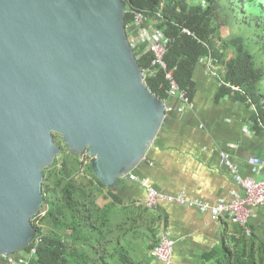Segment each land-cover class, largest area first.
Listing matches in <instances>:
<instances>
[{
	"label": "water",
	"instance_id": "95a60500",
	"mask_svg": "<svg viewBox=\"0 0 264 264\" xmlns=\"http://www.w3.org/2000/svg\"><path fill=\"white\" fill-rule=\"evenodd\" d=\"M123 0H0V258L37 238L62 149L116 189L145 159L166 104L144 81Z\"/></svg>",
	"mask_w": 264,
	"mask_h": 264
},
{
	"label": "trees",
	"instance_id": "16d2710c",
	"mask_svg": "<svg viewBox=\"0 0 264 264\" xmlns=\"http://www.w3.org/2000/svg\"><path fill=\"white\" fill-rule=\"evenodd\" d=\"M123 1L126 30L133 20L129 14L132 6L151 12L158 19V27L172 38L164 59L168 69L176 68L175 78L188 90L189 98L195 66L202 59H212L224 68L223 81L245 94L239 91L236 95L254 103L255 118L264 124V0ZM182 28L190 29L197 39L184 35ZM152 60L150 51L137 59L143 72L151 68ZM145 84L161 100L168 98L163 70L147 76ZM225 92H231L230 87L223 86L220 93ZM54 140L62 142L58 135ZM70 154V176L57 169L59 159L45 171V203L32 219L40 244H32L36 255L29 264H129L126 236L129 230H136L137 218L111 227L112 208L104 200L113 190L98 181L92 163L82 169L81 156ZM65 166L68 163L62 161ZM223 241L222 252L207 254L215 260L212 264H264V228H253L247 236L241 227L230 236L224 234Z\"/></svg>",
	"mask_w": 264,
	"mask_h": 264
},
{
	"label": "crops",
	"instance_id": "0c3cea01",
	"mask_svg": "<svg viewBox=\"0 0 264 264\" xmlns=\"http://www.w3.org/2000/svg\"><path fill=\"white\" fill-rule=\"evenodd\" d=\"M223 70L209 58L195 66L190 105L172 97L164 100L165 121L145 159L131 173L138 181L127 176L104 200L112 208L111 227L137 218L136 230L126 236L129 264H162L150 252L166 233L175 242L173 264H212L215 260L207 254L222 252L224 234L230 236L241 228L194 208L160 202L156 209H148L141 204L146 189L140 180L161 193L211 205L230 200L233 193L243 195L223 163V153L231 154L243 176L264 179V170L258 172L249 163L251 158L264 162V124L255 118L254 103L238 97L239 91L223 81ZM223 86L231 92L221 94ZM249 226L251 232L264 228L263 207L253 209Z\"/></svg>",
	"mask_w": 264,
	"mask_h": 264
},
{
	"label": "built area",
	"instance_id": "2783aa9c",
	"mask_svg": "<svg viewBox=\"0 0 264 264\" xmlns=\"http://www.w3.org/2000/svg\"><path fill=\"white\" fill-rule=\"evenodd\" d=\"M129 14L133 18L128 25V28L132 30L128 32L129 41L136 58L141 57L142 52L150 51L153 54L151 68L143 72L144 81L147 76H152L156 71L163 70L168 84L167 96L178 99L184 105H190L188 90L182 89L175 78L176 68L168 69L164 59L172 38L168 37L164 30L158 27V19L151 12L130 6ZM182 33L197 39L195 33L188 28H182ZM230 87L234 91H240L236 86L231 85ZM222 159L225 167L233 175L236 184L244 191L243 195L233 193L230 200H221L211 205L200 199H190L184 195L173 196L161 193L151 187L147 180H140L141 186L146 189V199L141 204L148 209H156L160 202L194 208L200 213L209 214L214 220L227 219L240 225L246 228V235L250 236L251 229L249 225L253 216V209L255 207L264 208V179L243 176L239 171L238 164L233 160L230 153H223ZM249 163L258 172L264 170V162L259 158H251ZM129 177L132 181H138L132 174ZM34 244H40V240L36 239ZM174 244L173 239L166 233L162 236L160 243L151 250L150 255L158 259L162 264H173ZM24 253L26 255L19 253L6 257L7 264H28L36 255V247H32L28 252Z\"/></svg>",
	"mask_w": 264,
	"mask_h": 264
},
{
	"label": "rangeland",
	"instance_id": "374dc122",
	"mask_svg": "<svg viewBox=\"0 0 264 264\" xmlns=\"http://www.w3.org/2000/svg\"><path fill=\"white\" fill-rule=\"evenodd\" d=\"M128 32L130 31V28L127 30ZM158 71H156L155 73H157ZM231 86V85H230ZM233 86V85H232ZM240 89V88H239ZM263 90H264V88H263ZM240 91H241V89H240ZM241 93H243L242 91H241ZM245 95V94H244ZM62 139V138H61ZM57 145H59L60 147H61V149H62V152L64 151V155L63 156H61L60 155V157H57L56 158V160L57 159H59L58 160V165H57V169H59V170H61V171H63V173L68 177V176H70L71 175V173H72V171H73V169H72V166H71V161H72V155L70 154V151L68 150V148L64 145V143H63V141L61 142V143H56ZM62 161H64V162H66V163H68V166H65V167H62ZM81 161L83 162V165H82V169H84L86 166H88V164H90V163H92V161H93V159L91 158V157H89V156H87V155H83V156H81ZM56 162V161H55ZM128 177H129V175H128ZM37 239V238H36ZM32 248V247H31ZM21 254H24V255H26L25 253H24V251L23 252H21ZM16 255V254H15ZM33 259V258H32ZM31 259V260H32ZM30 263V262H29ZM28 263V264H29ZM0 264H6V262H5V258H0Z\"/></svg>",
	"mask_w": 264,
	"mask_h": 264
},
{
	"label": "bare ground",
	"instance_id": "6f19581e",
	"mask_svg": "<svg viewBox=\"0 0 264 264\" xmlns=\"http://www.w3.org/2000/svg\"><path fill=\"white\" fill-rule=\"evenodd\" d=\"M127 31V30H126ZM132 31V30H131ZM127 37H128V33H127ZM128 41H129V38H128ZM129 43H130V41H129ZM131 45V44H130ZM132 47V46H131ZM133 49V48H132ZM167 107V106H166ZM166 112H167V110H166ZM131 175V173L129 174V176ZM6 259V258H5Z\"/></svg>",
	"mask_w": 264,
	"mask_h": 264
}]
</instances>
